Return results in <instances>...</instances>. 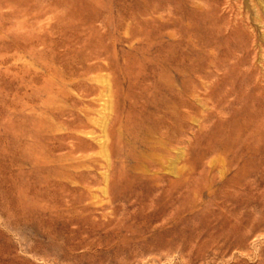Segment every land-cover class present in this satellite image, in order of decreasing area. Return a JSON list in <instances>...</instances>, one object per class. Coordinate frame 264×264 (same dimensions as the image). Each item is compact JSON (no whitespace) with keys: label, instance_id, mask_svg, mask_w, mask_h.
Masks as SVG:
<instances>
[{"label":"rangeland","instance_id":"1","mask_svg":"<svg viewBox=\"0 0 264 264\" xmlns=\"http://www.w3.org/2000/svg\"><path fill=\"white\" fill-rule=\"evenodd\" d=\"M224 1L0 0V264H264V0Z\"/></svg>","mask_w":264,"mask_h":264},{"label":"bare ground","instance_id":"2","mask_svg":"<svg viewBox=\"0 0 264 264\" xmlns=\"http://www.w3.org/2000/svg\"><path fill=\"white\" fill-rule=\"evenodd\" d=\"M242 0H225L223 5H224V12L230 16H234L235 20L234 23L232 24V27L235 30H239L240 29V24L242 23V19L244 18V15H247V7L241 2ZM234 2H237V4L239 5V7H237V9H234ZM215 3H219V0H215ZM262 3V2H261ZM245 4V3H244ZM218 9V8H217ZM215 10V8H214ZM228 18V17H227ZM219 21V20H218ZM229 25V26H228ZM231 24H227V27H230ZM231 27V28H232ZM220 28V27H219ZM222 28V26H221ZM220 30V29H219ZM244 31V30H243ZM237 32V31H236ZM262 32L264 35V24L262 27ZM220 33V32H219Z\"/></svg>","mask_w":264,"mask_h":264}]
</instances>
